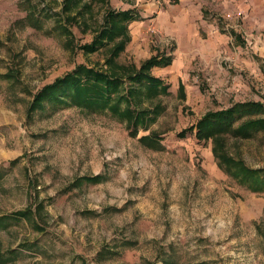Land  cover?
I'll use <instances>...</instances> for the list:
<instances>
[{"label": "rangeland", "instance_id": "rangeland-1", "mask_svg": "<svg viewBox=\"0 0 264 264\" xmlns=\"http://www.w3.org/2000/svg\"><path fill=\"white\" fill-rule=\"evenodd\" d=\"M192 2L208 15L194 21L179 53L156 24L161 4L142 28L128 25L118 64L138 67L157 51L173 56L151 68L166 94L138 106L160 104V112L131 136L106 110L29 107L35 92L79 63L105 71V47L82 46L106 10L136 0H77L70 8L67 0H0V264H264V191L228 173L214 142L195 129L182 134L207 112L264 104V0ZM150 133L158 147L139 142ZM223 137L224 152L264 170V130ZM95 174L104 179L77 184ZM26 208L29 218L13 215Z\"/></svg>", "mask_w": 264, "mask_h": 264}, {"label": "trees", "instance_id": "trees-1", "mask_svg": "<svg viewBox=\"0 0 264 264\" xmlns=\"http://www.w3.org/2000/svg\"><path fill=\"white\" fill-rule=\"evenodd\" d=\"M76 2L77 0H67V8L74 6ZM134 18L135 14L130 10H106L100 29L96 31L91 42L82 47L86 53L105 47L108 52L105 59L107 69L104 71L83 63L77 64L73 70L35 92L29 110L43 107L44 102H50L52 105L70 103L91 112L106 110L124 119L129 134L137 136L138 126L145 128L148 121L157 117L161 108L160 104H155L152 108H139L140 102L144 98L151 100L166 94L168 88V84L152 74L151 68L164 67L170 63L171 58L156 53L143 60L138 67L117 63L115 59L129 41L127 25ZM6 75L12 76L10 72ZM125 79L129 82V87L126 89L122 86ZM180 89L182 91L183 88L180 86ZM66 98L69 101L65 100ZM255 113L264 114L263 103L240 102L232 107L205 113L195 125L182 130V134L189 129H195L199 140L214 142L213 155L225 166V170L241 185L245 184L250 190L257 192L264 191V170L250 168L243 159H234L223 151L225 142L223 135L226 133H231L234 137L248 138L264 130L263 115L247 118L236 126L233 125L236 118ZM138 140L141 144L152 148L159 146L155 133L141 135ZM103 179L104 176L100 174L83 176L77 184L82 180L96 184ZM31 214H33L32 209L26 208L23 211H16L13 215L29 218ZM0 220L3 218L0 217Z\"/></svg>", "mask_w": 264, "mask_h": 264}, {"label": "crops", "instance_id": "crops-1", "mask_svg": "<svg viewBox=\"0 0 264 264\" xmlns=\"http://www.w3.org/2000/svg\"><path fill=\"white\" fill-rule=\"evenodd\" d=\"M175 5L177 6L179 5L178 8H175L174 7ZM151 6L152 4L149 3L148 0H136L135 4L130 5L131 7L130 9L129 8L123 9V10H130L135 14L134 20L130 21L128 25L132 23V27L134 29L142 28L141 26L144 21H142L141 18L147 17L149 14H153L155 12L151 8ZM238 11H242V10H238ZM206 12L207 10L203 7L196 8L193 5L192 0H161V9L158 10L157 12L156 24L165 30L166 34L169 36L170 39L174 40V46H176L175 51H178L179 53L184 42L186 40L191 39V37L192 38L194 37L193 34H195V32L193 29L196 27L195 25H193L194 21L196 22V19L198 18L201 19L200 22L205 21L206 18L204 19V17H207L208 15L206 14ZM241 15L244 16L243 11ZM240 16H237V18H239ZM243 16H241L240 19H243L244 18ZM196 31L197 34H200V30L198 28ZM128 34L130 41L131 35H130L129 27H128ZM258 36H259V40L261 41L260 35ZM236 37L237 36L235 35V38ZM254 40L255 42L257 41L255 38ZM156 53H158V51ZM161 53L171 58L170 63L165 66L170 65L171 62L173 61V56L171 55V53L170 52L166 53L163 51ZM180 86L184 89V84H182L181 81L179 83L178 89L180 88ZM255 102L262 103L261 101H255Z\"/></svg>", "mask_w": 264, "mask_h": 264}, {"label": "built area", "instance_id": "built-area-1", "mask_svg": "<svg viewBox=\"0 0 264 264\" xmlns=\"http://www.w3.org/2000/svg\"><path fill=\"white\" fill-rule=\"evenodd\" d=\"M152 4L158 7L161 4V0H151ZM238 14H241L240 11H238Z\"/></svg>", "mask_w": 264, "mask_h": 264}]
</instances>
